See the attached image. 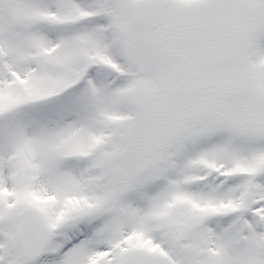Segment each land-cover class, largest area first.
I'll return each mask as SVG.
<instances>
[{
    "label": "snow or ice",
    "instance_id": "6c2138e0",
    "mask_svg": "<svg viewBox=\"0 0 264 264\" xmlns=\"http://www.w3.org/2000/svg\"><path fill=\"white\" fill-rule=\"evenodd\" d=\"M0 264H264V0H0Z\"/></svg>",
    "mask_w": 264,
    "mask_h": 264
}]
</instances>
